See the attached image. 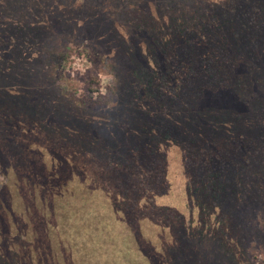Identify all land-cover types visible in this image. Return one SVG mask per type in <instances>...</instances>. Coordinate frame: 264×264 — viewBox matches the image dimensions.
Wrapping results in <instances>:
<instances>
[{
    "label": "trees",
    "instance_id": "1",
    "mask_svg": "<svg viewBox=\"0 0 264 264\" xmlns=\"http://www.w3.org/2000/svg\"><path fill=\"white\" fill-rule=\"evenodd\" d=\"M67 32L75 48L97 43L111 75L105 96L78 101L94 112L79 133L39 90L47 64L61 77L75 49ZM20 46L33 68L14 60L13 86L0 68V264H257L264 0H0V58ZM85 129L106 144L87 152L94 171L69 152L72 135L85 148ZM131 148L164 162L161 188ZM127 158L143 179L136 197L113 173Z\"/></svg>",
    "mask_w": 264,
    "mask_h": 264
},
{
    "label": "rangeland",
    "instance_id": "2",
    "mask_svg": "<svg viewBox=\"0 0 264 264\" xmlns=\"http://www.w3.org/2000/svg\"><path fill=\"white\" fill-rule=\"evenodd\" d=\"M26 2L23 3L24 8L28 7V4ZM29 8H30V6H29ZM68 34H69V32H67V34H66V36L68 38H66L63 43H65V41L72 40L70 42V44L73 46V44L77 41H75V39L72 38L71 36H68ZM87 39H88V41H86V42L89 45L88 50L75 48L73 46L75 49L67 57V60L64 63V68L62 70L61 77L59 75H58V77L56 76V73H55L56 71H54V65L55 64L53 62H52V64L51 63L47 64L48 66L44 68L45 72L43 71V73H42V79H44L47 84L41 85V86H43V90L39 88V90L43 92L45 99L47 98L48 95L54 99L53 101L49 100L50 102H48V104L54 106V107H52L54 109L52 111V112H54V114L50 115V116L55 117L61 123H64L65 120H69V121L75 120L76 122L74 124L71 123V125H73L71 127L75 128L73 130L77 133H79L78 130L81 127L79 125V122L82 121L84 119V117L88 116L90 113L93 112V111H90L89 109L84 111L82 109V107H77L78 101L80 100L82 102V100L86 101L88 99H90L92 101H96L99 97L105 96L107 93L108 87L110 86V82H111V75L107 69V65L105 64L104 60L101 59L102 60L101 61L100 57H99L103 54L101 47L97 43H95L93 40H91L89 38H87ZM60 44H62V43H60ZM59 45L55 46V48H54L55 52L57 51V47H59ZM75 45H77V44H75ZM91 47H94V49L97 51L96 55H94L93 52H91V51H93V49ZM17 50H18V53H24V54H19L21 56H19L17 58L18 55L17 54L15 55V53L8 55L7 50L5 48V50L3 49V52L1 53V55H3V57L0 58L1 71H3L4 76L7 77L9 85H12V86L14 85L13 84L14 80L11 77V71L12 70L9 66H12V63L14 60H16V63L17 62L19 63V61L22 58H25V60H24L25 61V63H24L25 67L21 69L23 71H26L27 68L28 69L33 68V62L32 61L29 62V60H28L31 58V56L34 55L33 52H31L32 50H29V48H27L26 46L25 47L20 46V47H18ZM49 64H51V65H49ZM21 70H20V72H21ZM35 77L36 76L34 75L32 79H34ZM232 81H234L236 83V79L234 77H233ZM29 84H30V82H28V85ZM32 85H34V84L32 83ZM231 86H232V83H231ZM235 86H237V85H235ZM244 87H245V89H247L246 83H245ZM253 90H254V88H253ZM44 91L46 94L44 93ZM246 94H248L247 90H246ZM73 100H75V102ZM204 105L210 106L211 103H208L207 100L205 98H203V102L201 104V107ZM162 121H164V119H162ZM72 122H74V121H72ZM85 133H86V129L84 131V138H85ZM71 138H72V141L76 145L71 143L70 147L74 148V149L70 150L69 152H72V151L76 152L75 156L79 160L84 161L86 163V165H88L89 168L92 169L93 171L98 169L99 166L97 168H95V163L92 162V159L90 157H88L87 152L91 151V153L95 156V151H93V149H95L99 152L103 151L106 147V144L105 143L99 144L100 141L97 140L95 143L98 146H93V144L90 142L91 138L86 137L85 138V141H86L85 148L80 147V149H79V148H77V146H79V145L77 144V141L75 139V138H77V136L75 137L74 135H72ZM117 141H118V139L116 140V142ZM127 145H129V143ZM126 150H124V151L126 152ZM13 153H15V152L10 153L9 156ZM144 153L145 152L142 151V149H141V152H139V151H135L134 148H131V150H130V154H132L131 157L133 159L136 158L139 160V162L136 161L134 163L137 165L134 167V169L139 168V163L142 166L141 169H143L145 172H151L153 168L154 169L156 168L157 170H155V171L157 172V174L155 177V183L158 186V188H161L163 186V184L165 183V180H163V179L167 178V177L163 176V174L160 172L161 168H159V165L162 166L164 164V162L162 160H158V159L155 161L153 158H152V161H146V158L143 159V156L139 155V154L144 155ZM46 156H47V154H46ZM139 157L141 158V160L139 159ZM79 160H75V161H79ZM132 163L133 162H131L130 159L127 158L126 161L122 162V164H124L123 167L127 168V173L123 172L122 170L121 171L115 170V171H113V173H117V172L122 173V174H119L118 176H119L121 181H124L126 183L124 185V187L126 189L129 188V191L131 192V197H136L137 194L139 193V191L141 189H143L141 183H139L141 181L143 182V179H135V175L129 174L131 172L130 166L133 165ZM168 169H166V165H165V171ZM135 174H139V173H135ZM100 179L103 181L106 178L102 177ZM126 179H129V181H126ZM1 180H2V177L0 176V181ZM175 180L180 181L181 183H184L183 180L181 181V176L176 177ZM174 181H172V182H174ZM115 182H116L115 176H112L111 180H109V183L113 185V184H115ZM178 185H180V184H178ZM180 186H183V185L181 184ZM145 187H146L145 195L151 194V190L153 188V185L147 184V185H145ZM134 199H136V198H134ZM262 248L263 249H256V248L252 247V249H251L253 261H255V263H257V264H264V247H262Z\"/></svg>",
    "mask_w": 264,
    "mask_h": 264
}]
</instances>
